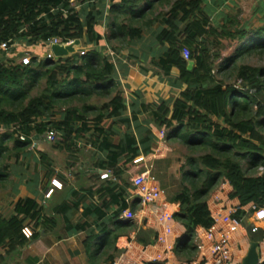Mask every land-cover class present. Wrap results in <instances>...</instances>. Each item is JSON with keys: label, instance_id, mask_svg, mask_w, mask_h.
Here are the masks:
<instances>
[{"label": "trees", "instance_id": "trees-1", "mask_svg": "<svg viewBox=\"0 0 264 264\" xmlns=\"http://www.w3.org/2000/svg\"><path fill=\"white\" fill-rule=\"evenodd\" d=\"M97 1L0 0V44L24 41L33 46L50 39H56L58 44L85 39L88 44L99 45L105 39L109 43L128 45L142 41L145 31L162 20V28L155 35L158 46L155 65L168 77L172 69H177L178 81L186 86V91L174 103L170 119L167 118L168 107L164 103L158 107L161 122L158 121L157 125L175 130V139L187 146L209 147L219 155L202 156L199 163L205 172L198 170L188 174L192 179L205 175L202 184L193 189L184 186L175 198L180 205L176 219L186 229L176 252L189 254L195 249L196 229L208 230L214 224L206 198L221 177L232 188L230 199L238 200L242 208L234 218L243 221L246 216L244 209L250 205L264 208V173L259 177H249L241 163L232 157L235 151L242 159H250L249 169L264 165V70L250 66L235 68L238 79L245 83L243 89L217 81L214 73L219 61L220 66L229 67L237 58L263 47L264 28L256 31V38H251L243 46L249 39V32L233 30L238 22L232 18L224 26L214 28L209 12L203 7V0H177L172 4L171 0H121L113 2L110 7V32L103 38L97 34L96 27L104 12L98 15L96 11L88 12V6L93 7ZM166 4L170 5L167 14L161 11L156 17H150L157 7ZM77 7L81 9L77 10ZM226 42L232 46L228 58L218 53ZM184 50L189 51V61L183 57ZM77 57L40 62L35 57H25L24 62L22 59L17 65L0 64V130H7L5 138H0V161L8 151V141H14L19 155L33 144L35 136L42 137L50 130L62 136L61 143L54 146L55 150L77 154V141L90 132V123H103L105 111H109L111 117L118 115L122 98L110 59L99 50ZM190 62H193L191 68ZM41 80H46L45 89L25 104ZM252 89L256 90L255 94L250 93ZM104 97L109 98V102L99 109L94 120H88L89 114L96 109L87 103L88 100ZM75 102H83L84 105L67 107L58 122L51 119V114ZM7 104L13 106L7 108ZM20 135L26 137L25 142L20 141ZM92 141L96 142L97 138H92ZM114 149L109 165L120 177L123 173L120 160L124 159L125 166L130 165L138 150L132 146ZM48 160L47 155L41 154V163L50 170ZM8 168L0 166V183L5 181ZM34 208L33 201L19 200L11 218H5L0 211V249H7L8 254L15 253L39 238L40 233L30 241L24 236L23 230L29 218L34 228L41 227L43 232L58 227L55 218L40 221ZM128 227L124 224L112 230L106 226L100 236L87 238L84 244L89 263H113L121 253L116 243ZM150 237L153 238V232L147 233L149 240L139 239L148 245L154 241H150ZM263 239L264 231L259 230L251 240L261 242Z\"/></svg>", "mask_w": 264, "mask_h": 264}, {"label": "crops", "instance_id": "crops-1", "mask_svg": "<svg viewBox=\"0 0 264 264\" xmlns=\"http://www.w3.org/2000/svg\"><path fill=\"white\" fill-rule=\"evenodd\" d=\"M120 1L98 0L93 7L89 8L88 6V9L96 11L97 15L99 12H104L103 18H99L100 23L96 27L99 36L104 38L108 35L110 7L113 2ZM206 1L214 4L215 1L222 0ZM204 8L208 11L206 7ZM77 9L81 8L77 7ZM208 12L210 14V11ZM160 24L161 27L155 35L162 28V20ZM155 35L152 46L154 56L150 57L147 53L142 54V58L147 62L149 60L157 61L154 60L158 49L155 44ZM85 45L93 50L99 49V51H106V47H108L105 39L99 45L88 44L83 39L79 48ZM7 51L0 53V64L6 66L17 65L22 59L24 62L25 55L42 61L48 53L42 42L33 46L15 42L8 46ZM145 57L147 58L145 59ZM111 62L115 67L113 75L119 85L122 98L120 112L111 117L109 111H105L103 123H90V132L77 141L79 153L70 154L67 152V155L76 156L73 159L77 162V167L74 168L72 163L70 169L59 171L52 164H49L50 170L41 166V154L51 157V154L44 151L45 136H35V146L29 153L23 155L27 160H33L35 174L28 175L33 178L32 180L28 181L25 178L21 183L15 184L14 193L19 194L15 204L19 200L33 201L35 203L34 211L39 213L40 221L55 218L58 222L57 228L43 232L41 227L34 228L32 225L34 223L30 218L26 221L24 228L29 227L36 232L37 230L42 231L39 232V238L33 241V243L36 242L33 249L37 253L28 256V264H44L47 256L52 257L59 264H90L88 250L84 244L87 238L100 236L106 226L114 230L117 226L124 224H128L129 227L116 243L117 249L121 252L120 256H117L113 263L107 264H194L200 261L203 254L208 251L201 248L203 240L198 235L203 234L202 231L205 229L199 227L195 232V249L189 253L190 255L183 251L176 252V247L179 241L184 238L186 229L176 219L180 213V205L175 201V198L182 192L180 191L182 183L175 173V156L171 147V143L175 140V130L167 129L165 126L159 128L157 123L161 118L158 107L164 103L170 111L167 117L170 119L174 103L186 91V86L181 85L178 81V70L172 69L168 77L161 72L160 68V72L157 73L150 69H137L122 60L119 62V67L115 66L113 61ZM51 119L55 121L54 117ZM165 131L167 132L166 137L162 135ZM2 132L7 134L6 129H2L0 134ZM92 138L94 140L97 138V141H94L95 145ZM83 141L85 145L81 150L80 145ZM117 146L123 149L132 146L138 150L130 165L125 166L124 159L120 160V168L123 172L120 177H117L112 168H109L114 148ZM142 157L146 163L135 164V161ZM3 159L0 161L1 168L8 166L2 164ZM24 165V170L28 172V164ZM144 165L151 167L157 185L165 192V196L155 209L174 217L173 234L168 238L167 244L158 242L162 227L155 218L152 208H144L140 204L132 182L129 183L134 175L143 170ZM10 170L9 167L7 173ZM39 170L41 174L38 173ZM57 171L58 173H56ZM109 173V178H104ZM178 187L179 189H177ZM216 193L211 194L209 199L206 198L209 207L212 205ZM48 194L50 197L47 198ZM230 205L239 206L240 204L238 200H231ZM244 210L246 216L242 222L245 219L252 221L253 226L264 231V223L255 221L256 211L251 209V206ZM58 230H61L58 239H52L53 235H57ZM148 232H153V238L150 237V241H154L144 245L140 239L149 240L146 238ZM47 236H50L49 241L46 239ZM251 239L252 236L248 238L245 227L235 236L233 242L235 264H241L246 257ZM260 243L261 248V245L264 246V239Z\"/></svg>", "mask_w": 264, "mask_h": 264}, {"label": "rangeland", "instance_id": "rangeland-1", "mask_svg": "<svg viewBox=\"0 0 264 264\" xmlns=\"http://www.w3.org/2000/svg\"><path fill=\"white\" fill-rule=\"evenodd\" d=\"M177 0H171V4ZM214 3V2H213ZM215 5V9L214 8ZM92 6H89L91 8ZM203 7H206L208 11H210V16L212 20V26L214 28H219L225 25L226 21L230 18L232 20L235 19L236 23L233 26V30L236 31L244 30L249 32V39L243 43V46L247 45L251 38H256V31L264 28V0H222V1H215L214 4L208 3V1L203 0ZM79 8V7H78ZM170 9V5H165L164 7H157V9L154 11V15H150V17H156L161 11L164 14H167ZM78 10V9H77ZM89 12H92L90 9H88ZM100 23V22H99ZM161 27L160 22L156 23L152 29L145 31L144 37L142 41H134L132 44H126V45H119L115 42L108 43V47H106V51L103 52V55H107L110 59V61H113L117 67H119V62L122 60L126 62L128 65H131L132 67H135L137 69H150L151 71L160 72V67L157 64V61H146L142 58V54L147 53L150 57L154 56L153 51V43H154V35ZM110 32V28L109 31ZM264 38V37H263ZM264 40V39H263ZM18 43H23L27 45V42L24 41H17ZM45 50H48L46 46ZM231 43L226 42L224 46L221 47V50H218V53L220 55H225V58L229 57L231 55L230 51L231 49ZM93 49H90L89 46L85 45L82 48L77 49V55L78 57H83L87 55L89 52H92ZM97 50V49H95ZM99 50V49H98ZM3 52H8L7 50ZM109 54H107V53ZM217 53V51H216ZM74 55V56H75ZM25 57L31 58L29 55H25ZM77 57V58H78ZM45 60V59H43ZM42 60V61H43ZM41 61V60H40ZM37 61V62H40ZM220 61L217 63V66L215 68V77L216 80L222 83H225L226 85H235L237 88L241 87L239 85L240 79H238V72L235 68H239L241 66H250L255 69L264 70V46L252 51L250 54H246L242 57L237 58L234 65H231L229 67L220 66ZM222 63V61H221ZM225 67V68H224ZM245 86V83L243 84V87ZM46 87V80H41L40 83L32 90L31 94L29 95V98L24 101L25 104H27L30 101V98L38 96ZM246 89V88H245ZM264 98V96H263ZM109 98H94L88 100V104L91 106L96 107L95 111L93 113L89 114L90 121L95 119L96 114L98 113L99 109L104 106L105 103L109 102ZM262 100V99H261ZM79 106L82 107L84 104L83 102H75V103H69L67 104L63 109H60L56 112V114H51L55 118V122H58L61 120V117L63 113L65 112V109L67 107L72 106ZM7 104V108H11ZM51 116V117H52ZM53 120V119H52ZM108 124V123H107ZM262 133L264 135V129H262ZM4 132L0 134V138L4 137ZM167 132L165 131L163 136L166 137ZM58 139L56 142L48 143L46 140L43 145L45 146V152L47 154H51V157H49V164L53 165L55 169L63 170L64 169H70L72 166H70L72 163L74 165V168L77 167V162L73 159L76 157L75 155H67L66 151L63 150H55L54 146L58 143H61L62 136L58 133ZM245 136V138H247ZM33 139V144L27 148L25 152L19 153L15 150V144L14 141H8L6 143V146L8 148V151L4 154L5 158L2 161L3 165H8L11 170L9 173H7V177L5 178L4 182L0 183V211L3 214V216L7 219L11 218L13 216V205L16 202L17 197L19 194L14 193V187L15 184L21 183L25 178L29 180H32L33 178L28 175L35 174L34 171V163L32 159L27 160L23 155L24 153H29L32 148L35 146ZM94 142V141H93ZM171 147L173 150V154L175 156V173L178 175V179L181 180V189L183 190L184 186H187L190 189H193L197 185H201L204 176L197 177V178H190L189 173L191 171L197 172L198 170H204L202 165L199 163V159L206 155V154H212L215 156H219L218 154H215L211 151L209 147H203V146H196L194 148L185 145L183 142H181L179 139H175L171 143ZM84 141L82 145H80L81 150L84 149ZM82 146V147H81ZM16 156H18L16 158ZM40 156V155H39ZM72 156V157H70ZM232 157L241 163L245 173L249 177H259L264 173V165L257 166L255 168L249 169L248 162L250 159H242L240 155H237L235 151H233ZM29 158V157H28ZM67 159V160H66ZM194 160V161H192ZM191 161V162H190ZM40 163V161H39ZM28 164L29 169L28 172H26L25 165ZM38 167L40 165H37ZM41 166H44L41 164ZM40 166V167H41ZM111 168V166H109ZM108 168V169H109ZM193 168V169H192ZM41 170V169H40ZM40 170L38 171L39 174ZM110 170V169H109ZM111 171V170H110ZM43 172V171H42ZM205 172V170H204ZM58 173V171L56 172ZM22 175V176H20ZM110 176V173H109ZM21 177H24L23 179ZM106 178V177H104ZM109 177H107L108 179ZM177 180V179H176ZM49 182H51L49 180ZM224 178H220L214 188L211 190L210 194L208 195V199L211 197V194H214L216 192H220L223 188V185L225 184ZM56 183V182H55ZM131 184V181L129 182ZM52 185V182H51ZM53 187V186H52ZM179 189V187L177 188ZM56 190V189H54ZM225 193V191H224ZM175 195V194H174ZM250 208V207H249ZM244 227L247 231L248 238L253 237L251 230L253 229V222L247 221L246 219L243 222ZM33 225V224H32ZM31 224H29L30 227H32ZM32 232V236H34L36 233H41V230H35L30 229ZM61 233V230H58L57 235H53V238L58 239L59 234ZM257 234V233H256ZM33 238V237H32ZM27 239V238H26ZM48 241L50 240V236H47ZM55 239V240H56ZM31 240V239H27ZM36 242L30 244L28 247L21 249L18 252L8 254L7 249H0V264H28L27 259L30 254L32 256L37 253L36 250L33 249V246H35ZM52 257L47 256L44 264H59L54 260Z\"/></svg>", "mask_w": 264, "mask_h": 264}, {"label": "built area", "instance_id": "built-area-1", "mask_svg": "<svg viewBox=\"0 0 264 264\" xmlns=\"http://www.w3.org/2000/svg\"><path fill=\"white\" fill-rule=\"evenodd\" d=\"M69 43H72L69 42ZM67 43V44H69ZM54 44H58L56 39H50L46 42H42L43 46L48 48L45 59L55 60L51 47ZM9 44H0V53L8 49ZM183 57L189 61L190 54L188 50L183 51ZM244 82L240 80L239 85L243 89ZM251 94H255L256 90H251ZM2 130V129H1ZM0 130V131H1ZM164 133H162L163 135ZM45 140L48 143L56 142L58 139V132L54 130L48 131L45 135ZM20 141L25 142L26 137L24 135L19 136ZM146 163L144 157L139 158L135 161V164ZM105 177H109L105 175ZM132 187L135 190L136 196L140 200V204L144 208H152L153 214L157 219L159 225L162 227V232L159 233L158 242L162 244L168 243V238L173 234V223L174 217L168 213H161L155 208L162 201L165 196V192L157 185L155 177L152 175L151 167L148 165L143 166V170L137 175H134L132 180ZM225 191V193H224ZM232 188L225 182L220 192L214 195V200L209 209L211 217L214 221L213 226L208 230H203V234L198 235L203 240V247L207 253L203 254V258L195 262L194 264H235V258L233 254V242L235 236L244 229L243 222L234 218V215L242 208L235 205H230V193ZM50 195H47V198ZM251 209L255 212V221L264 223V208L257 209L256 206L250 205ZM252 234L259 232V228L254 226L251 230ZM23 234L27 239H32V232L29 227L24 228ZM171 249V247H168ZM261 261L260 264H264V246L260 248Z\"/></svg>", "mask_w": 264, "mask_h": 264}, {"label": "water", "instance_id": "water-1", "mask_svg": "<svg viewBox=\"0 0 264 264\" xmlns=\"http://www.w3.org/2000/svg\"><path fill=\"white\" fill-rule=\"evenodd\" d=\"M81 46V41H72L69 44H54L51 47L55 59L71 58L77 53V49ZM193 66V62L189 63V67ZM260 242L251 241L249 251L241 264H260Z\"/></svg>", "mask_w": 264, "mask_h": 264}]
</instances>
